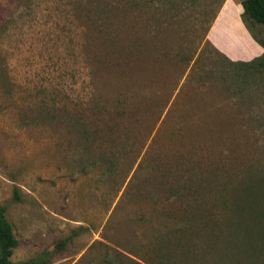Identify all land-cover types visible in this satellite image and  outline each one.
<instances>
[{
	"label": "rangeland",
	"instance_id": "rangeland-1",
	"mask_svg": "<svg viewBox=\"0 0 264 264\" xmlns=\"http://www.w3.org/2000/svg\"><path fill=\"white\" fill-rule=\"evenodd\" d=\"M241 2L0 0V205L14 261L264 264V66L238 62L264 47ZM113 150L109 172L99 154ZM162 177L192 195L166 200ZM190 198L245 208L223 260L199 229L231 213L196 217L193 248L206 253L163 258L158 238Z\"/></svg>",
	"mask_w": 264,
	"mask_h": 264
},
{
	"label": "trees",
	"instance_id": "trees-1",
	"mask_svg": "<svg viewBox=\"0 0 264 264\" xmlns=\"http://www.w3.org/2000/svg\"><path fill=\"white\" fill-rule=\"evenodd\" d=\"M180 2H184L185 0H179ZM243 11L241 13L242 20L245 23L246 28L252 35V37L260 43L264 47V42L259 40L252 31V25L254 23H258L264 25V0H242L241 2ZM174 17L178 14L175 13ZM251 23V24H250ZM253 23V24H252ZM260 57V56H259ZM254 57L248 61H238L242 65L246 66V68H256L257 66H264L262 59ZM232 62H235L231 60ZM116 152L113 150L110 155H106L105 153L99 154V159L101 162L106 163L108 165L109 172H113L117 165V159H114ZM135 186V179H130L127 190L124 192L126 196L131 194V188ZM158 193L166 200L171 201L173 198H179L182 196L189 197L192 195V187L187 184H170L167 182L166 178L161 179V184L158 185ZM160 196V197H161ZM249 207H251L249 205ZM245 208L235 202L231 206H228L225 202H194L190 198L187 204L183 206L182 212L183 215L179 218L177 224L172 228L168 227L164 233H161L157 243L161 246L165 247L164 253L162 254L163 258L166 261L169 260L168 256H172L177 253L178 257H192V254L200 251L201 253H206V247L208 248V244L203 245V249L194 250L192 244V236L196 231L195 224L198 223L196 220L197 216L208 217L216 214H226L231 213L233 215V219L231 221L226 222H217L212 221L206 223V221H201L204 225L199 229V233L201 231L211 230L214 232V239H212V244H209V249L217 253L218 258L223 260L224 246L228 243V230L231 231L232 235H238L240 229L242 227L241 219L245 212ZM254 211V210H252ZM168 215H171L168 212ZM252 215V213H251ZM219 225H218V224ZM225 224V227H223ZM203 233V232H202ZM264 234V228L263 232ZM205 234V233H204ZM252 239V237H251ZM250 239V240H251ZM190 240V241H187ZM239 242L236 243L238 245ZM235 244V243H234ZM18 246V239L15 236L13 231L12 224L8 221L6 216V208L4 205H0V264H48L49 258L45 253L40 254L39 256L26 259L14 261L12 259V254L14 249ZM195 251V252H194ZM236 254V252H235ZM206 254H203L199 260H201ZM131 264H144L140 260L132 257H127ZM162 260V259H161ZM196 260V259H195ZM158 264H162L158 262Z\"/></svg>",
	"mask_w": 264,
	"mask_h": 264
},
{
	"label": "crops",
	"instance_id": "crops-1",
	"mask_svg": "<svg viewBox=\"0 0 264 264\" xmlns=\"http://www.w3.org/2000/svg\"><path fill=\"white\" fill-rule=\"evenodd\" d=\"M250 37V36H249ZM251 39V38H250ZM252 43V42H251ZM255 43V42H254ZM254 45V44H253ZM255 46H256V52H260L261 51V47L260 45H258L257 43H255ZM233 59H236V58H233ZM250 59V58H248ZM234 61V60H233Z\"/></svg>",
	"mask_w": 264,
	"mask_h": 264
}]
</instances>
